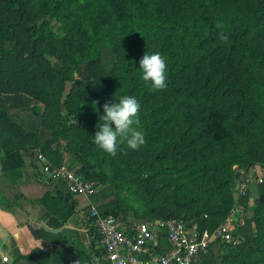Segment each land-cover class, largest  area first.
Returning <instances> with one entry per match:
<instances>
[{
    "label": "trees",
    "instance_id": "obj_1",
    "mask_svg": "<svg viewBox=\"0 0 264 264\" xmlns=\"http://www.w3.org/2000/svg\"><path fill=\"white\" fill-rule=\"evenodd\" d=\"M145 52L165 58V89L141 79ZM122 95L140 103L145 143L137 150L122 144L111 156L93 135L103 105ZM30 119L37 128L26 127ZM1 136L12 143L4 170L37 167L40 154L58 167L57 143L67 140L79 154L76 172L98 187L91 203L125 227L179 217L215 230L234 205V179L247 183L238 167L264 165V0H0ZM45 185L32 199L63 225L75 212L73 195L63 181ZM247 186L238 204L247 209L252 199L255 210L238 222L241 243L213 242L193 264H264V177ZM131 212L136 220H127ZM90 214L86 208L98 240ZM57 255L59 263H82ZM23 259L32 261L23 255L15 263Z\"/></svg>",
    "mask_w": 264,
    "mask_h": 264
},
{
    "label": "crops",
    "instance_id": "obj_2",
    "mask_svg": "<svg viewBox=\"0 0 264 264\" xmlns=\"http://www.w3.org/2000/svg\"><path fill=\"white\" fill-rule=\"evenodd\" d=\"M11 146L10 140L0 137V264H103L94 246L97 239L90 235L85 217L89 202L72 196L75 212L62 225L48 208L34 200L45 192L50 179L39 159L37 167L4 170L3 159ZM42 225L60 231L49 232ZM58 250L80 256L82 263L75 259L59 263ZM23 255H31L32 261L15 263ZM5 256L9 262L3 261Z\"/></svg>",
    "mask_w": 264,
    "mask_h": 264
},
{
    "label": "built area",
    "instance_id": "obj_3",
    "mask_svg": "<svg viewBox=\"0 0 264 264\" xmlns=\"http://www.w3.org/2000/svg\"><path fill=\"white\" fill-rule=\"evenodd\" d=\"M38 159L48 178L65 182L73 196L89 202L90 215L96 219L103 264H193L196 256L208 252L213 242L237 245L242 241L229 224L212 231H201L196 225L188 226L183 219L169 218L138 221L125 227L113 215L102 216L91 203V197L98 191L92 181L78 174L70 165L63 163L51 168L45 156L40 154ZM247 183L251 182L247 179ZM247 183H242L245 186L243 195L247 194ZM3 261L9 262V257H3Z\"/></svg>",
    "mask_w": 264,
    "mask_h": 264
},
{
    "label": "clouds",
    "instance_id": "obj_4",
    "mask_svg": "<svg viewBox=\"0 0 264 264\" xmlns=\"http://www.w3.org/2000/svg\"><path fill=\"white\" fill-rule=\"evenodd\" d=\"M142 35V34H141ZM227 39V37H223ZM141 79L151 90L159 91L167 87V63L159 52L143 55L138 68ZM140 103L135 96L122 95L103 105L93 143L101 151L115 156L119 147L126 144L137 150L145 143V135L139 120Z\"/></svg>",
    "mask_w": 264,
    "mask_h": 264
},
{
    "label": "rangeland",
    "instance_id": "obj_5",
    "mask_svg": "<svg viewBox=\"0 0 264 264\" xmlns=\"http://www.w3.org/2000/svg\"><path fill=\"white\" fill-rule=\"evenodd\" d=\"M6 47L8 49H12V48L15 47V43L14 42H9V43H7ZM45 52H46V55L51 60V63L55 67H57V68H61L62 67V62L57 57L51 56L49 54V50L48 49H46ZM79 77H80V71H78L77 74H76V78H79ZM71 88H72V82H68L67 85H66L65 92H64L63 101L66 100L68 93L71 91ZM27 105H29V103ZM20 107H21V109L24 108L26 110L28 106H26L24 104V105H22ZM20 107L19 106H14V107H12L13 108L12 110L13 111H19ZM63 115H64V121L67 123V125H70L72 123V118L67 115V112H66L65 109H63ZM26 123H27L26 127L28 129H35V128L38 127L36 119H30ZM45 139H46V136L43 137V140H45ZM57 147L60 148V151H61V153L63 155V163L72 166L74 169H77L78 167L81 166V163H80V160H79V154H76L75 152H73V151H71L69 149V144H68L67 140L61 139L57 143ZM235 168H237V167H235ZM236 171L244 173L246 178L251 183L259 181L261 178L264 177V165H254L252 167H249L247 170L238 167V169ZM244 189H245V186H243V184L239 181V179L238 178L234 179L233 192H234L235 202H234V205L231 208V210L229 212V215L227 216L226 221L224 223V224H229L234 231H236L238 222L241 221L244 217H246L249 213H252L255 210V203H254V201L252 199L250 200V203H249V206H248L247 209L243 208L242 205L238 204V198H239L240 195L244 194ZM172 218L182 219V218H179V217H172ZM127 220H136L135 216L133 215L132 212L127 217ZM157 220H160V219H157ZM153 221H155V220H153ZM96 241L97 242L94 245L95 249L99 248L98 247V240H96ZM49 257L51 259L53 258L52 255L49 256Z\"/></svg>",
    "mask_w": 264,
    "mask_h": 264
},
{
    "label": "water",
    "instance_id": "obj_6",
    "mask_svg": "<svg viewBox=\"0 0 264 264\" xmlns=\"http://www.w3.org/2000/svg\"><path fill=\"white\" fill-rule=\"evenodd\" d=\"M42 227L45 228L46 230H48L49 232H53V233H57L60 231V230L51 229V228L47 227L46 225H42Z\"/></svg>",
    "mask_w": 264,
    "mask_h": 264
}]
</instances>
